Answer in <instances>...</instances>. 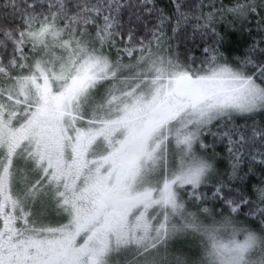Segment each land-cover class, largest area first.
<instances>
[{
    "label": "snow or ice",
    "instance_id": "snow-or-ice-1",
    "mask_svg": "<svg viewBox=\"0 0 264 264\" xmlns=\"http://www.w3.org/2000/svg\"><path fill=\"white\" fill-rule=\"evenodd\" d=\"M171 2L167 15L155 0H0V264H264V187L245 220L252 202L229 188L264 145V128L235 122L264 112V38L229 62L213 26L259 23L264 2L207 16ZM182 26L213 40L200 66L169 51ZM217 143L231 172L211 198L227 214L191 212ZM182 234L196 252L169 251Z\"/></svg>",
    "mask_w": 264,
    "mask_h": 264
},
{
    "label": "trees",
    "instance_id": "trees-1",
    "mask_svg": "<svg viewBox=\"0 0 264 264\" xmlns=\"http://www.w3.org/2000/svg\"><path fill=\"white\" fill-rule=\"evenodd\" d=\"M215 2L217 7L221 6V0H184V3L187 5L183 10L185 12L191 13L192 16L203 14L207 16L213 9L208 7V5ZM232 2V0H222L223 5H228ZM260 2H264V0H260ZM156 7L164 11L165 14L170 15L174 10V6L171 0H155ZM203 4L204 7L198 8L197 5ZM191 24H195V20L190 21ZM213 26L216 28V31L221 34L223 40L219 46V52L223 53V55L227 58L229 62L235 61L237 58L243 59L244 53L248 49V47L255 41L261 40L262 37L259 29H264V12L260 13L259 23L253 21L251 24H241L238 20L234 19L227 14L224 17L216 16L214 18ZM168 35L171 37V30L168 29ZM213 40L205 37L201 38L199 35L193 39V30L192 27L187 28V32L182 31L175 38H172L169 41V51L171 54H179V57L182 61L187 63H192L193 66H200L201 62L206 59V55L203 51L204 47L212 45ZM191 58V59H189ZM128 58H125L127 60ZM236 124L246 125L249 129V134H251V128L256 126L257 128H264V112L256 113L250 117H239L235 118ZM217 129H213L216 131ZM208 143H212L214 137L207 136ZM210 140V141H209ZM211 150V149H210ZM225 147L221 143H217L215 145V151H225ZM246 151L251 152L252 154H256V160L252 162L251 170L249 169V161L251 160V156L248 155L243 158V162L240 165L239 176L244 177L243 181L240 179H235L229 182V188L232 189L234 193H238L239 191H243L244 195L252 202V208L250 209L247 206H244L241 209L243 215H241L240 219L245 220L247 214L250 212H254L256 210V206L259 204L256 194L255 188L264 187V164L260 163L261 156L258 154L261 151H264V145H261L259 142L250 149ZM227 152V151H226ZM228 166L224 167V171H220L221 176H217L214 179L209 180L206 185L201 186L200 192L205 193L207 195L206 200L195 201V206L199 209L202 206H213L216 205L227 214V209L223 206L222 201L213 200L212 191H214V185L216 184L218 179H225L229 173L231 172V167L229 163V158L227 159ZM226 168V169H225ZM227 191V189H226ZM230 198H235L232 196ZM260 207H264V205H259ZM254 228H259V225L253 223ZM180 246L185 249H182L187 254L186 244L187 241L180 240Z\"/></svg>",
    "mask_w": 264,
    "mask_h": 264
},
{
    "label": "rangeland",
    "instance_id": "rangeland-1",
    "mask_svg": "<svg viewBox=\"0 0 264 264\" xmlns=\"http://www.w3.org/2000/svg\"><path fill=\"white\" fill-rule=\"evenodd\" d=\"M123 62L125 64L134 63V61H131L129 59H127V60H125ZM125 75H127V72L125 73ZM204 139L207 142V140H208L207 136ZM209 151H211V150H209ZM216 153H217V158H216V160L213 161L214 167L216 169V173L214 174L215 177L221 176V174L223 172L220 173V171H224V167L228 166V161H227L228 154H227L226 150L225 151H218ZM182 195H183V193H182ZM184 199L187 201L188 209L191 212H198L202 208H208L210 210H213L214 212L223 211L222 208H219L216 205L207 206V207L202 206V208L199 207V209L197 210V209H195V208H197L196 207L197 205L195 206V201L188 200L187 196H184ZM51 215H52L53 218L55 217V213L54 212H52ZM184 239L187 241V244H186L187 254L196 252L197 251V245H198L199 241H198V238L195 235H192V234L178 235L176 238H174L172 241H170V243H169V251L170 252H175V253H179V252L183 251L182 249H185L183 247L184 244L182 246H180L181 243H183V242H180V240H184ZM130 258H131L130 256L121 257L120 261H126V259H130ZM118 264H119V262H118Z\"/></svg>",
    "mask_w": 264,
    "mask_h": 264
}]
</instances>
